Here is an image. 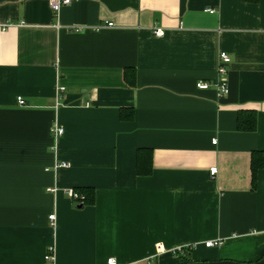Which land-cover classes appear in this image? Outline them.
Segmentation results:
<instances>
[{
	"label": "crops",
	"instance_id": "1",
	"mask_svg": "<svg viewBox=\"0 0 264 264\" xmlns=\"http://www.w3.org/2000/svg\"><path fill=\"white\" fill-rule=\"evenodd\" d=\"M69 1L52 13L50 0H0V264H45L49 245L52 264L257 261L264 0ZM239 111L252 130L236 128ZM65 187L93 188L94 202L78 207Z\"/></svg>",
	"mask_w": 264,
	"mask_h": 264
},
{
	"label": "built area",
	"instance_id": "2",
	"mask_svg": "<svg viewBox=\"0 0 264 264\" xmlns=\"http://www.w3.org/2000/svg\"><path fill=\"white\" fill-rule=\"evenodd\" d=\"M69 0H50V10L52 13H56L60 7L68 5L69 4ZM208 13H212L213 10L212 9H207L206 10ZM106 27H110L111 24H106ZM74 31H78V29H74ZM151 33L154 37L159 38L163 35V32L160 28L157 27H153L151 29ZM229 63V57L228 55L224 52V51H218L217 55H216V63H215V71H216V81L214 82V86H215V91L217 93L218 96H223L226 94L227 92V88H226V71H227V66ZM209 83L206 81H197L194 86L197 89H206L209 87ZM63 87H59L58 91H62ZM16 102L18 104H23V100L21 99V97H16ZM48 132L51 135V137L58 138L63 134V129L60 125H58L57 123H52L49 128H48ZM211 143L214 144L215 143V139L211 140ZM57 166H67V163L65 162H60V163H55L53 165V167H57ZM215 173V167L212 166L208 169V174L209 176H213ZM56 188L55 187H50L47 188V191L53 192L55 191ZM61 192L66 195L71 201H74L77 204H82V201L84 200L83 195L77 191L74 188H70V187H65V188H61L60 189ZM47 221H48V225L52 226L54 223V214L50 213L47 215ZM222 243V240L220 238H214V239H209L206 241H203V246L204 247H218L220 246ZM189 248V246H188ZM159 251V249H157ZM174 253H183V247H178L176 249L173 250ZM54 259V254H53V247L51 245L46 247V251L43 255V260L45 262V264H52ZM106 264H116L115 259L113 257H108L106 259Z\"/></svg>",
	"mask_w": 264,
	"mask_h": 264
},
{
	"label": "trees",
	"instance_id": "3",
	"mask_svg": "<svg viewBox=\"0 0 264 264\" xmlns=\"http://www.w3.org/2000/svg\"><path fill=\"white\" fill-rule=\"evenodd\" d=\"M253 127H254L253 112H249L247 117L244 118V120H241V112L239 111L237 115L236 128L238 130H252ZM262 167H264V152L263 151L252 152L250 155V184L252 188L255 185V172L258 168H262ZM135 172L136 174H148L150 172V168H148L147 170H141L139 167V163L136 160ZM74 189L79 191L84 197L81 206L85 204H92L94 202L93 188L80 187ZM190 261L191 260H189L188 258L180 257L178 264L188 263Z\"/></svg>",
	"mask_w": 264,
	"mask_h": 264
},
{
	"label": "water",
	"instance_id": "4",
	"mask_svg": "<svg viewBox=\"0 0 264 264\" xmlns=\"http://www.w3.org/2000/svg\"><path fill=\"white\" fill-rule=\"evenodd\" d=\"M80 207L81 205H77ZM183 264H264V253L262 256L254 262H239V261H232V260H218V261H190L188 263Z\"/></svg>",
	"mask_w": 264,
	"mask_h": 264
}]
</instances>
